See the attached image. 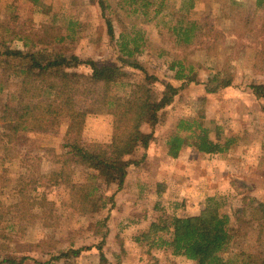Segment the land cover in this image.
I'll return each mask as SVG.
<instances>
[{"label":"rangeland","instance_id":"1","mask_svg":"<svg viewBox=\"0 0 264 264\" xmlns=\"http://www.w3.org/2000/svg\"><path fill=\"white\" fill-rule=\"evenodd\" d=\"M40 1L0 0V24L37 34L43 39L38 48L75 53L99 65H122L127 72L117 84L80 78L75 99L87 111L81 135L85 144L111 141L115 108L108 99L127 91L131 86L126 83L146 82L155 96L165 82L181 87L160 111L158 123L143 124L142 131L152 133L153 140L127 156L132 163L123 188L112 184L106 193H115L114 204L96 212L76 209L75 187L88 180V170L72 166L70 180L60 178L57 184L52 177L59 174L67 150V115L51 130L23 131L12 142L3 135L0 121V260L27 256L23 264H102L105 239L102 251L109 264H197L137 237L160 218L199 214L209 197L231 215L233 252L263 250L264 233L254 239L245 235L260 223L264 226V217L253 218L245 197L264 202V99L252 90V85L264 84V0H194L192 9L189 0H170L171 6L158 14L140 1L105 0L106 16L99 0ZM8 4L17 8L15 21ZM106 17L112 19L115 41L110 40ZM180 26H194L190 43L178 39ZM121 35L141 38L137 60L156 79L147 81L142 70L121 62L116 42ZM11 45L23 48L18 39ZM178 60L194 68L196 80L182 86L174 78L171 64ZM76 69L89 73L84 65ZM220 72L232 75V85L208 92L206 79ZM21 85V77L0 67V114ZM200 115L211 138L234 137L235 143L222 153L186 147L178 157L170 156L167 141L177 120ZM80 247L79 256L53 258Z\"/></svg>","mask_w":264,"mask_h":264},{"label":"trees","instance_id":"2","mask_svg":"<svg viewBox=\"0 0 264 264\" xmlns=\"http://www.w3.org/2000/svg\"><path fill=\"white\" fill-rule=\"evenodd\" d=\"M40 4V0H31ZM126 2L130 0H125ZM141 2L140 6L154 7L155 14L161 13L171 6L170 0H131V4ZM189 8H193L194 0H189ZM102 13L106 16L108 5L105 0H99ZM12 9V19L19 18ZM137 9H135L136 11ZM108 34L115 41V31L112 19L106 17ZM178 39L185 44L195 36L194 26L177 28ZM21 40L23 48H14L11 43ZM137 36L126 39L121 35L117 42L119 59L124 64L140 69L145 74V80L156 77L150 74L137 60L136 55L142 52ZM37 34L17 29L15 25L0 24V67H4L14 75L21 77L22 85L18 94H13L0 114L4 133L10 142L23 131H48L54 128L57 120L67 115L70 119L64 147L67 149L63 166L59 174L52 175L55 184L70 180V168L81 166L89 171L88 180L75 187L74 198L76 209L81 213L96 212L114 204L115 193L108 195L106 190L115 184L121 190L125 184L127 171L132 160L127 156L139 146L148 148L153 140L152 133L142 131L143 124L155 125L159 121L160 111L170 105L178 96L180 87L173 82H165L160 96L151 94L148 83L128 84L131 86L124 93L109 96L108 102L115 108L112 139L107 144L87 145L81 140L86 122L87 111L78 108L75 91L83 76L87 79L117 84L127 76L122 65H99L95 60H82L75 53H63L48 48H38L37 43L43 42ZM84 65L89 73L82 74L76 67ZM175 70L174 78L185 82L196 80L194 68L183 60L171 64ZM227 74V75H226ZM220 72L206 79V89L214 92L218 88L232 85V75ZM256 98L264 99V84L252 85ZM203 116L181 117L175 123L167 141L168 154L178 157L186 147H193L199 153L216 154L227 151L235 143L234 137L224 141L211 138L210 128L203 121ZM248 207L256 221L264 217V202L247 196ZM222 203L215 197H209L205 208L196 215L175 216L171 219H158L150 224L148 231H141L137 237L141 241H149L157 248H170L175 255L184 256L196 261L197 264H264L263 250L247 251L246 248L233 252L236 238L231 227V215L221 209ZM245 213V211H244ZM107 219L109 216L106 217ZM252 225V224H249ZM251 227V226H250ZM264 233V226L252 227V232L245 235L251 239ZM100 245L102 264L109 260L102 251L103 239ZM83 248H70L60 251L54 256L62 258L79 256ZM28 257L20 260L4 258L0 264H23ZM115 264H120L119 261Z\"/></svg>","mask_w":264,"mask_h":264},{"label":"crops","instance_id":"3","mask_svg":"<svg viewBox=\"0 0 264 264\" xmlns=\"http://www.w3.org/2000/svg\"><path fill=\"white\" fill-rule=\"evenodd\" d=\"M8 5H10V4H8Z\"/></svg>","mask_w":264,"mask_h":264}]
</instances>
